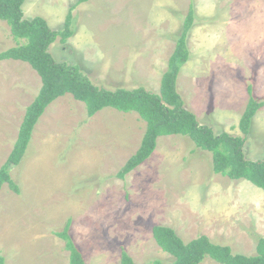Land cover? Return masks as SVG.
Listing matches in <instances>:
<instances>
[{"label": "rangeland", "instance_id": "374dc122", "mask_svg": "<svg viewBox=\"0 0 264 264\" xmlns=\"http://www.w3.org/2000/svg\"><path fill=\"white\" fill-rule=\"evenodd\" d=\"M76 2L26 0L23 10L27 19L40 16L61 30ZM190 7L196 12L190 59L177 81L185 106L216 135L245 138L247 159L263 160L264 108L248 136L239 125L249 86L264 101V0H90L72 13L74 35L66 44L57 40L50 53L78 65L99 88L159 94ZM24 42L0 20V54ZM41 88L28 63L0 61V169ZM146 130L135 112L106 108L90 118L70 94L52 103L11 171L20 193L8 184L0 192L5 264H69L57 236L69 223L86 264H121L123 249L136 264H174L154 239L155 226L174 229L185 242L204 235L233 254L256 255L264 237V191L216 174L212 154L189 137H160L149 160L117 178ZM202 264L218 263L207 258Z\"/></svg>", "mask_w": 264, "mask_h": 264}, {"label": "trees", "instance_id": "16d2710c", "mask_svg": "<svg viewBox=\"0 0 264 264\" xmlns=\"http://www.w3.org/2000/svg\"><path fill=\"white\" fill-rule=\"evenodd\" d=\"M26 0H0V20L6 21L15 41H25L0 54V61L16 60L28 63L40 76L42 88L34 102L27 108L18 139L6 163L0 169V192L4 185L16 193L19 186L11 177L13 167L20 165L33 138L34 130L46 109L65 95L85 104L88 117L92 118L106 108L123 113H137L146 123L147 130L138 151L126 162L116 175L124 180L130 173L144 164L156 151L160 137L180 135L189 137L199 150L212 154L213 171L231 180H247L264 191V159L252 161L245 152L246 139L227 133L216 135L211 128L199 123L197 116L185 106L177 88L182 68L190 59L188 36L195 24L196 12L190 7L184 19L183 29L177 36L176 48L170 58L168 70L163 75L159 94L143 87L133 90L119 88L114 91L99 88L83 73L78 65H69L55 60L51 46L60 40L66 44L74 35L73 11L90 0H77L71 7L66 23L61 30H53L43 17L27 19L23 6ZM248 87L250 99L240 120L239 128L245 136L251 132L253 120L264 101L253 95ZM70 223L57 234L66 243L70 253L69 264H86L82 252L70 235ZM153 236L163 251L174 258V264H202L211 258L218 264H264V237L259 238L257 253L253 256L233 254L229 246L214 244L207 236H199L185 242L169 227L155 226ZM0 264L5 259L0 258ZM121 264H136L123 249ZM148 264H164L155 259Z\"/></svg>", "mask_w": 264, "mask_h": 264}]
</instances>
